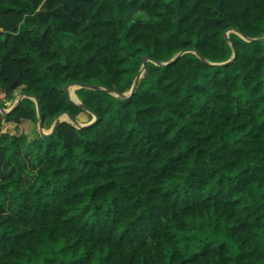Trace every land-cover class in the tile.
<instances>
[{"label": "trees", "instance_id": "obj_1", "mask_svg": "<svg viewBox=\"0 0 264 264\" xmlns=\"http://www.w3.org/2000/svg\"><path fill=\"white\" fill-rule=\"evenodd\" d=\"M257 38L264 0H0V264H264Z\"/></svg>", "mask_w": 264, "mask_h": 264}, {"label": "water", "instance_id": "obj_2", "mask_svg": "<svg viewBox=\"0 0 264 264\" xmlns=\"http://www.w3.org/2000/svg\"><path fill=\"white\" fill-rule=\"evenodd\" d=\"M229 30H234V28H229L227 30V33L225 34V38L226 40H228V37H227V34L229 32ZM250 41H263L264 42V38H257V39H250ZM232 49H233V55L235 57L236 55V50H235V47L233 45H231ZM188 51H191V52H194L200 59L203 60V57L196 51V50H188ZM187 51H182L180 52L178 55H176L175 57H173L169 62H166V63H163L161 65L163 66H167L173 62H175L183 53H185ZM147 61H151V59L149 57H144L143 59V62H142V66H141V69L137 75V77L135 78V81L130 89L129 92H126V93H114L116 96L120 97V98H129L131 97L134 93H135V89L138 85V82L140 80V78L142 77V74L145 70V66H146V62ZM218 65H221V64H218ZM71 86H74L75 89L77 88H88V89H93V90H97V91H104V92H108V93H111L110 90H106V89H101L95 85H92V84H75V85H69L67 86V89ZM24 97H28L27 95H23ZM23 96H19V98L16 100V102L14 103L13 106H11L10 108L8 109H4L1 105H0V113L1 114H9L11 112H13L16 108H17V105L20 103L21 99L23 98ZM69 96V95H68ZM71 100V99H70ZM36 105H37V113L40 115V106H39V103L38 101H36ZM82 108H84L87 112H89L90 114L93 115V120L87 124H83L81 125V127H88V126H91L93 123H95L96 121H98V116L92 111L90 110L89 108H87L86 106L84 105H81ZM63 121H68L69 123L71 124H75L76 123V120L74 119V117L69 113V112H64L62 114H60L59 116L56 117L55 121H54V124L52 126V128L50 129L49 132H44L43 128H42V124H41V120H39V123H38V132L41 134L42 137H47V136H52L57 128V126L59 125L60 122H63Z\"/></svg>", "mask_w": 264, "mask_h": 264}, {"label": "rangeland", "instance_id": "obj_3", "mask_svg": "<svg viewBox=\"0 0 264 264\" xmlns=\"http://www.w3.org/2000/svg\"><path fill=\"white\" fill-rule=\"evenodd\" d=\"M68 95H69V98L72 100V101H77V98L74 94V90H75V87L74 86H71L69 87L68 89ZM19 98V96H14L12 98H9L7 101L3 100L1 101V103L4 105V109H8L10 108L11 106L14 105V103L16 102V100ZM88 119L87 115L86 114H82L81 115V120L82 121H86ZM8 126V127H7ZM44 132H49L50 129L49 128H44L43 129ZM20 133V131L14 129V127L11 125V124H4V128L2 129V131L0 130V135L1 134H11V135H18ZM1 138V137H0Z\"/></svg>", "mask_w": 264, "mask_h": 264}, {"label": "clouds", "instance_id": "obj_4", "mask_svg": "<svg viewBox=\"0 0 264 264\" xmlns=\"http://www.w3.org/2000/svg\"><path fill=\"white\" fill-rule=\"evenodd\" d=\"M94 118V117H93Z\"/></svg>", "mask_w": 264, "mask_h": 264}]
</instances>
